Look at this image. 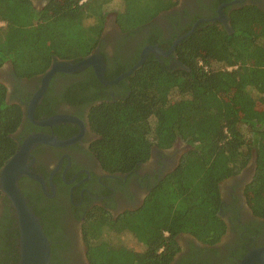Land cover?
<instances>
[{"label":"trees","instance_id":"obj_1","mask_svg":"<svg viewBox=\"0 0 264 264\" xmlns=\"http://www.w3.org/2000/svg\"><path fill=\"white\" fill-rule=\"evenodd\" d=\"M176 1L53 0L36 10L30 0H0V69L9 64L18 81L41 77L54 59L77 63L91 55L109 12L122 32L133 34ZM228 17L231 33L206 23L179 41L175 56L186 70L168 68L150 55L111 87H103L91 68L73 74L81 80L68 86L65 100L87 108L85 123L94 136L89 152L103 171L132 174L153 149L168 150L178 142L186 148L138 209L116 220L87 218L82 233L88 264H171L180 235L216 244L225 232L218 215L220 184L250 162L244 195L253 214L264 219V13L244 6ZM136 60L111 74L106 64L104 79L114 80ZM112 90L119 92L113 99L105 95ZM7 93L0 83V169L21 143L15 135L24 120L22 107ZM46 99L45 93L37 110ZM2 204L0 264H17L16 218L0 192ZM39 223L50 243L49 264H69L58 256L64 246ZM122 235L138 249L124 245Z\"/></svg>","mask_w":264,"mask_h":264},{"label":"flooded vegetation","instance_id":"obj_2","mask_svg":"<svg viewBox=\"0 0 264 264\" xmlns=\"http://www.w3.org/2000/svg\"><path fill=\"white\" fill-rule=\"evenodd\" d=\"M30 1L33 8L39 10L53 0ZM244 6L256 7L264 13V0H177L168 10L134 28L133 34L122 32L114 13L110 12L104 18L99 41L91 55L102 58L103 76L106 64L110 74L137 58L136 65L147 49H157L166 55L148 51L146 59L153 55L160 63L164 60L168 68L183 70L175 56L176 47L171 52L173 44L206 23L219 25L230 33L229 12ZM54 63L61 61L54 59ZM10 71L9 64L0 69V83L6 86L8 99L17 102L24 112V120L15 136L21 142L35 134L52 137L57 142L72 141L66 146L39 144L32 148L28 168L41 182L27 177L19 180L28 197L26 202L31 203V211L37 212L38 221H42L55 243L64 246L58 256L69 264H88L82 233L87 218L101 214L116 220L123 213L138 209L151 188L177 166L186 148H180L178 142L168 150L153 149L149 160L136 172L109 174L89 152L94 136L85 123L87 108L65 100L68 86L79 82L81 77L73 76L75 73H55L57 76L53 82L49 81L33 111V120L37 123L54 117H69L76 122L39 126L27 118V112L32 97L41 88L43 76L18 81ZM45 93L46 102L37 110ZM115 93L119 92L107 91L105 95L113 99ZM252 172L250 162L238 175L220 184L218 215L225 225L220 240L207 245L190 235H180L176 239L179 251L171 264H239L248 252L264 248V219L253 214L244 195ZM23 178L27 181L21 182ZM3 212L2 204L0 218Z\"/></svg>","mask_w":264,"mask_h":264},{"label":"water","instance_id":"obj_3","mask_svg":"<svg viewBox=\"0 0 264 264\" xmlns=\"http://www.w3.org/2000/svg\"><path fill=\"white\" fill-rule=\"evenodd\" d=\"M191 32L189 34H191ZM189 34L185 37L189 36ZM178 43L179 41L173 44L171 52ZM148 51L166 55L157 49H147L142 53L140 60L136 65L126 73L120 75L117 79L109 82L105 81L103 78L104 64L99 55H89L77 63L61 62L52 64L41 79V88L32 97L29 103L27 118L35 125L39 126H52L64 122H76L75 119L69 117H54L43 123H37L33 120L34 108L39 102L51 77L55 73L71 74L91 68L98 82L104 86H112L129 77L133 72L139 69L145 62ZM180 66L183 70H186L184 66ZM71 142L72 141L57 142L52 137L39 134L28 136L21 142L15 154L0 169V192L10 202V206L14 210L16 218L19 256L17 264L50 263V243L44 235L38 219L34 216L30 207H28L27 202L23 198L18 187V182L22 177L41 182L37 176L29 171L27 161L30 157V152L34 146L39 144L66 146L71 144ZM239 264H264V248L248 252Z\"/></svg>","mask_w":264,"mask_h":264},{"label":"rangeland","instance_id":"obj_4","mask_svg":"<svg viewBox=\"0 0 264 264\" xmlns=\"http://www.w3.org/2000/svg\"><path fill=\"white\" fill-rule=\"evenodd\" d=\"M110 13V12H109ZM180 148L183 147L184 145L182 143L179 144ZM120 240L123 242L124 245L131 249H138V247L135 245V243L131 240L129 236H124L122 235L120 237Z\"/></svg>","mask_w":264,"mask_h":264},{"label":"built area","instance_id":"obj_5","mask_svg":"<svg viewBox=\"0 0 264 264\" xmlns=\"http://www.w3.org/2000/svg\"><path fill=\"white\" fill-rule=\"evenodd\" d=\"M0 26H2V25L0 24Z\"/></svg>","mask_w":264,"mask_h":264}]
</instances>
